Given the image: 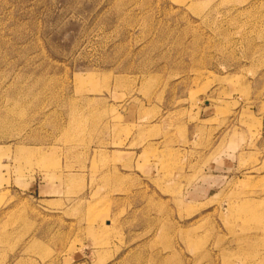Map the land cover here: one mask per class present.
Listing matches in <instances>:
<instances>
[{
    "label": "rangeland",
    "instance_id": "374dc122",
    "mask_svg": "<svg viewBox=\"0 0 264 264\" xmlns=\"http://www.w3.org/2000/svg\"><path fill=\"white\" fill-rule=\"evenodd\" d=\"M263 211L264 0H0V264H264Z\"/></svg>",
    "mask_w": 264,
    "mask_h": 264
},
{
    "label": "bare ground",
    "instance_id": "6f19581e",
    "mask_svg": "<svg viewBox=\"0 0 264 264\" xmlns=\"http://www.w3.org/2000/svg\"><path fill=\"white\" fill-rule=\"evenodd\" d=\"M251 209H252V208H251ZM258 212H259V211H258ZM261 212H262V211H261ZM263 212H264V211H263ZM250 214H251V213H250ZM251 215H252V214H251ZM254 217H255V216H254ZM259 217H261V216H259ZM259 217H258V218H259ZM263 217H264V215H263ZM255 218H256V217H255ZM256 219H257V218H256Z\"/></svg>",
    "mask_w": 264,
    "mask_h": 264
}]
</instances>
